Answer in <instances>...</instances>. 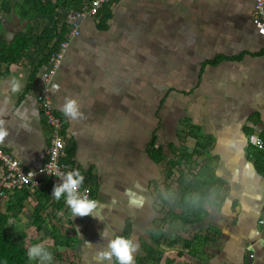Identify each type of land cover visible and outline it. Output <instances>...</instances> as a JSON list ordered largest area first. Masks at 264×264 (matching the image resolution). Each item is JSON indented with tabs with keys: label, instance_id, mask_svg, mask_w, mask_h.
I'll return each mask as SVG.
<instances>
[{
	"label": "crops",
	"instance_id": "1",
	"mask_svg": "<svg viewBox=\"0 0 264 264\" xmlns=\"http://www.w3.org/2000/svg\"><path fill=\"white\" fill-rule=\"evenodd\" d=\"M64 2L0 0V120L8 132L0 147L33 171L44 165L51 135L37 98L46 85L44 67L34 72L47 42L35 40L14 63L2 48L41 35L51 6ZM254 3L109 0L96 17L84 19L46 87L65 121L74 165L104 206L100 221L72 219L64 199V206H50L38 232L33 213L39 201L32 195L22 212H9V233L25 235L23 223L30 225L52 253L51 264H97L95 252L117 235L139 244L135 264H264V149L248 139L264 141V36L253 23ZM66 97L78 102L82 117L64 115ZM197 134L208 149L165 182L167 161L157 165L149 155L154 135L176 159L185 149L193 152ZM180 172L185 185L201 175L199 181L219 186L198 222L160 213V197L182 199ZM155 226L164 233H152ZM54 234L64 244L51 242Z\"/></svg>",
	"mask_w": 264,
	"mask_h": 264
},
{
	"label": "trees",
	"instance_id": "2",
	"mask_svg": "<svg viewBox=\"0 0 264 264\" xmlns=\"http://www.w3.org/2000/svg\"><path fill=\"white\" fill-rule=\"evenodd\" d=\"M63 1H65L64 5H61L59 7L51 6L52 14L49 16L50 22L41 33V35H39L38 37L24 35L19 37L18 40L12 42V44H10L9 46H5L2 48L3 51L5 49L8 51V56L6 57V60L8 62L14 63L19 61L22 56V52L32 46L35 40H40L43 42H47V45L40 49L46 50L47 53L44 54L42 60H39L37 62V65H35L34 68V72H36L38 68L42 67H44L42 71L47 70V66L50 65L51 55L55 54L59 50L60 44L65 40L68 34L70 15L72 11H77L80 8L83 0ZM58 115L63 118L60 113ZM64 133L65 131L63 130V137ZM193 138L197 140L193 152L190 153L187 151V149H185V151L175 159L171 158L164 152V148L162 145H157L156 135H154V139L151 143L152 149L149 152V155L157 165H161L163 162L167 161V167L163 171V174L166 175L165 182L172 178V170H174L177 166L181 167L182 165H187L190 161L194 160L195 157L200 154V152L208 149L207 144H205L203 140H201L199 134L194 135ZM71 157L72 149L69 151V149L66 148V154L62 159L63 162L71 164L73 166L74 162ZM203 171L205 172L206 170ZM182 176L183 175L180 172V177L177 181L179 188L180 186L183 188V190H181L180 188L182 199L178 201L174 200V198L171 197L168 199H166L165 197H160V200L163 201V206L160 210V213H164L165 219L172 217L173 219L178 220V222H181L183 224L198 222L202 218V216L206 214L204 204L207 198L213 194H217L215 190L219 186H208L206 185V181H199L198 176L201 175L196 176L195 180L197 181V183L196 181H192V183L185 185ZM50 186L51 185L47 183L46 187L42 190L37 191V193L32 192V190L26 186L17 187L16 190L9 196V200L6 203V211L2 212L0 207V264H27L29 260L27 255V248L21 247L9 233V212H12L13 210L22 212L25 202L33 195L32 198H35L39 201L33 213V226L36 227V231L40 232L44 221L49 217L48 210L50 209V206L53 205L61 207L65 205L62 201L64 200L63 197L60 200H56L54 197H52V190ZM86 186L90 185L89 183H86L84 181L82 187ZM90 188L92 189L91 186ZM167 188L171 189V186L168 185ZM1 190H5L4 187L0 186V191ZM92 196L93 198H95L93 189L91 192V197ZM43 214H46V217H43ZM154 232L159 235H162V232L164 233V231H162V228L157 226L153 228L152 233ZM56 236L57 234L51 235V242H53L54 244H64L56 239ZM67 246L69 247L68 244ZM157 254L158 256H156V258H154L153 260L159 263V260L163 258V256L160 255V253ZM169 264H171V261H169Z\"/></svg>",
	"mask_w": 264,
	"mask_h": 264
},
{
	"label": "built area",
	"instance_id": "3",
	"mask_svg": "<svg viewBox=\"0 0 264 264\" xmlns=\"http://www.w3.org/2000/svg\"><path fill=\"white\" fill-rule=\"evenodd\" d=\"M107 1L109 0H91L89 2H83L77 11L71 13L68 34L65 40L60 44L59 50L51 55L50 65L47 66V70L43 73V79L46 85L58 71L70 42L80 35L82 21L86 18L96 17L99 14V10ZM254 12L253 23L258 33L264 36V0H255ZM48 91V87H44L37 97L39 106L45 117L46 126L51 130L47 159L42 168L39 171L24 168L18 159L14 158L10 153L0 147V186L5 189L0 191V200L3 201L4 205H6L10 194H12L17 187L26 186L29 187L32 192L37 193V191L44 189L46 184L49 183L52 190L55 184L60 183L58 177L55 176L57 170L64 173L77 170V166H72L62 160L66 154V142L62 135L65 121L53 109ZM248 139L251 145H255L262 150L264 149V141L258 136L251 135ZM30 172L35 173V175L28 176ZM85 189H87L88 198L95 200L93 196L91 197L92 189L90 186L81 187L80 193L85 194ZM259 223L264 230V219H261Z\"/></svg>",
	"mask_w": 264,
	"mask_h": 264
},
{
	"label": "clouds",
	"instance_id": "4",
	"mask_svg": "<svg viewBox=\"0 0 264 264\" xmlns=\"http://www.w3.org/2000/svg\"><path fill=\"white\" fill-rule=\"evenodd\" d=\"M53 87L56 88L57 86L54 85ZM18 89L19 85H14V90ZM61 110L70 120H76L83 115L79 109L78 102L74 98L66 97ZM3 124L4 121L0 120V141H3L8 135ZM34 175L35 173L32 172L28 174V176ZM55 176L58 177L60 183L53 186L52 197L56 200H60L62 197L65 199L72 219L76 217H92L100 221V212L104 206L97 200L89 199L87 189H85V194L80 193V188L84 182V176L81 172L78 169L67 173L57 170ZM76 230L79 231L78 228ZM103 233L104 230L100 233L101 239L104 238ZM87 243L89 246L92 245L90 242ZM138 251L139 244L134 239L117 235L114 238L108 239L106 245L98 248L95 252V260L97 264H104L105 261L111 264L113 259H115L117 264H135L134 257ZM27 255L30 260L39 261V264H51L53 260L52 253L43 244L33 245L28 250Z\"/></svg>",
	"mask_w": 264,
	"mask_h": 264
},
{
	"label": "rangeland",
	"instance_id": "5",
	"mask_svg": "<svg viewBox=\"0 0 264 264\" xmlns=\"http://www.w3.org/2000/svg\"><path fill=\"white\" fill-rule=\"evenodd\" d=\"M44 87H46V86H44ZM162 131V130H161ZM161 131H159L160 133H161ZM156 175V172L155 171H153V173H151L149 176H148V178L150 179V180H152L153 178H154V176ZM0 204H2V201L0 200ZM3 205V204H2ZM3 207H4V205H3ZM26 224L27 223H23V225L25 226V228H27V229H29V231H30V229H31V226L30 225H28V226H26ZM172 226H173V224H171ZM164 229H166L165 228V226H164ZM14 229H12V231H13ZM28 230L26 231V233H25V235H18V234H16V235H12V237H13V239L19 244V245H21V246H23V247H26L27 249H30L33 245H36V244H41V237H40V235H36V234H33V233H30ZM18 233H20V232H18ZM43 236V235H42ZM49 235H44L43 236V238L44 239H47V237H48ZM173 260V259H172ZM171 260V261H172Z\"/></svg>",
	"mask_w": 264,
	"mask_h": 264
}]
</instances>
